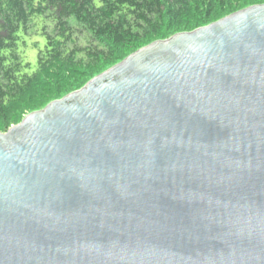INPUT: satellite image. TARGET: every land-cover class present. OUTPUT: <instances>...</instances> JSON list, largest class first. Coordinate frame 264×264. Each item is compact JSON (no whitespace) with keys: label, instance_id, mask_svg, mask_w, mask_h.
Instances as JSON below:
<instances>
[{"label":"water","instance_id":"obj_1","mask_svg":"<svg viewBox=\"0 0 264 264\" xmlns=\"http://www.w3.org/2000/svg\"><path fill=\"white\" fill-rule=\"evenodd\" d=\"M0 264H264V3L0 132Z\"/></svg>","mask_w":264,"mask_h":264},{"label":"trees","instance_id":"obj_2","mask_svg":"<svg viewBox=\"0 0 264 264\" xmlns=\"http://www.w3.org/2000/svg\"><path fill=\"white\" fill-rule=\"evenodd\" d=\"M260 3L264 0H0V130L176 30L191 32ZM28 48L37 50L33 71L24 55Z\"/></svg>","mask_w":264,"mask_h":264},{"label":"rangeland","instance_id":"obj_3","mask_svg":"<svg viewBox=\"0 0 264 264\" xmlns=\"http://www.w3.org/2000/svg\"><path fill=\"white\" fill-rule=\"evenodd\" d=\"M260 4H262V3H260ZM225 16V15H224ZM224 16H222V17H220V18H218L217 20H215V21H212V22H210V23H214V22H216V21H218V20H220L221 18H224ZM209 23V24H210ZM177 31V33H180V29L179 30H176ZM137 51V50H136ZM25 59H26V61L27 62H29L30 64H31V70H29V71H33L34 69H35V63H36V58H37V50H35V49H32V48H28V49H26L25 50ZM126 58V57H125ZM124 58V59H125ZM117 64V63H116ZM105 71V70H104ZM102 73V72H101ZM90 78H88L87 79V81L89 80ZM84 81L86 80V79H83ZM91 80V79H90ZM83 87V86H82ZM71 88V87H70ZM50 103V102H49ZM48 103V104H49ZM48 104H46V103H42V104H40L39 106L37 105L36 107V109H34V111H38V110H41V109H43L46 105H48ZM34 111H31V112H34ZM31 112H27V114L25 115V116H27L28 114H30ZM24 116V117H25ZM24 117H23V119H24ZM22 119V120H23ZM21 120V121H22ZM20 121V122H21ZM19 122V123H20ZM18 123V124H19ZM3 130H0V132H2Z\"/></svg>","mask_w":264,"mask_h":264}]
</instances>
